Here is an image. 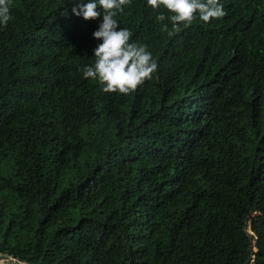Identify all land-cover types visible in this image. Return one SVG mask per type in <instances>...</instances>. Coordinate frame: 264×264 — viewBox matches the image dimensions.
Segmentation results:
<instances>
[{
  "label": "trees",
  "instance_id": "obj_1",
  "mask_svg": "<svg viewBox=\"0 0 264 264\" xmlns=\"http://www.w3.org/2000/svg\"><path fill=\"white\" fill-rule=\"evenodd\" d=\"M81 2L12 0L0 27V260L264 264V0L171 36L128 0L157 69L127 95L83 78Z\"/></svg>",
  "mask_w": 264,
  "mask_h": 264
},
{
  "label": "clouds",
  "instance_id": "obj_2",
  "mask_svg": "<svg viewBox=\"0 0 264 264\" xmlns=\"http://www.w3.org/2000/svg\"><path fill=\"white\" fill-rule=\"evenodd\" d=\"M11 2L0 0V27L7 25L11 18ZM127 3L128 0H87L72 9L86 21L99 20L98 28L92 33L99 41L93 49L94 63L84 66L82 75L98 82L105 93L127 95L146 78L150 79L157 69V61L147 46L130 42V31L118 25L115 17ZM146 3L153 10H167V17L161 11L157 19L167 18L171 27L166 23L162 30L170 36L195 19L208 23L225 15L223 0H146Z\"/></svg>",
  "mask_w": 264,
  "mask_h": 264
},
{
  "label": "rangeland",
  "instance_id": "obj_3",
  "mask_svg": "<svg viewBox=\"0 0 264 264\" xmlns=\"http://www.w3.org/2000/svg\"><path fill=\"white\" fill-rule=\"evenodd\" d=\"M14 261L12 259H5V260H0V264H11Z\"/></svg>",
  "mask_w": 264,
  "mask_h": 264
}]
</instances>
